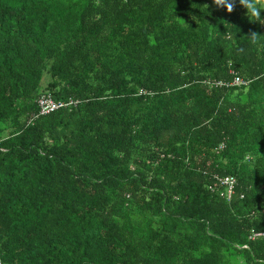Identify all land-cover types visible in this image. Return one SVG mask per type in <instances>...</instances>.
Returning a JSON list of instances; mask_svg holds the SVG:
<instances>
[{"label": "trees", "instance_id": "1", "mask_svg": "<svg viewBox=\"0 0 264 264\" xmlns=\"http://www.w3.org/2000/svg\"><path fill=\"white\" fill-rule=\"evenodd\" d=\"M245 12L0 0V264H264V24Z\"/></svg>", "mask_w": 264, "mask_h": 264}, {"label": "clouds", "instance_id": "2", "mask_svg": "<svg viewBox=\"0 0 264 264\" xmlns=\"http://www.w3.org/2000/svg\"><path fill=\"white\" fill-rule=\"evenodd\" d=\"M237 2L241 5L245 10V15L252 22H259L260 24H264V16L261 15L264 12V0H212V3L218 8H224L228 13H232L235 10ZM208 7V5H205ZM260 34L252 31L248 36L249 42L253 45H259Z\"/></svg>", "mask_w": 264, "mask_h": 264}, {"label": "built area", "instance_id": "3", "mask_svg": "<svg viewBox=\"0 0 264 264\" xmlns=\"http://www.w3.org/2000/svg\"><path fill=\"white\" fill-rule=\"evenodd\" d=\"M234 81L239 82L242 80L236 78ZM38 103L40 106V112L41 113L48 112V111L52 110L53 108L58 107V103H55L50 96H41L39 98ZM219 180H220L221 184L226 187V193H225L226 197L227 198L231 197V195L233 193V185H234L233 176H225L223 178H220ZM258 234L259 233H255L254 235H258Z\"/></svg>", "mask_w": 264, "mask_h": 264}]
</instances>
